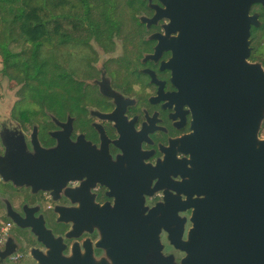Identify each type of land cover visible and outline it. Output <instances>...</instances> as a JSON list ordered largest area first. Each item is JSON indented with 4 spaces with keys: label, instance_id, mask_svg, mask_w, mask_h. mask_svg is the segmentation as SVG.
<instances>
[{
    "label": "flooded vegetation",
    "instance_id": "obj_1",
    "mask_svg": "<svg viewBox=\"0 0 264 264\" xmlns=\"http://www.w3.org/2000/svg\"><path fill=\"white\" fill-rule=\"evenodd\" d=\"M124 5L100 38L65 53L54 103L20 92L0 104V264H114L139 222L183 223L188 235L177 189L199 95L217 82L218 0ZM250 13L261 24L248 60L264 66V5ZM169 235L162 226L164 254L181 260Z\"/></svg>",
    "mask_w": 264,
    "mask_h": 264
},
{
    "label": "water",
    "instance_id": "obj_2",
    "mask_svg": "<svg viewBox=\"0 0 264 264\" xmlns=\"http://www.w3.org/2000/svg\"><path fill=\"white\" fill-rule=\"evenodd\" d=\"M255 3L264 0H218L217 82L199 95L190 174L177 189L192 210L187 237L183 223L132 224L114 264H264V67L248 60L251 28L261 24L250 13ZM162 226L185 253L181 260L164 254ZM42 233L53 236L45 227Z\"/></svg>",
    "mask_w": 264,
    "mask_h": 264
},
{
    "label": "trees",
    "instance_id": "obj_3",
    "mask_svg": "<svg viewBox=\"0 0 264 264\" xmlns=\"http://www.w3.org/2000/svg\"><path fill=\"white\" fill-rule=\"evenodd\" d=\"M124 8L121 0H0L3 76H20L31 96L54 103L65 53L100 38Z\"/></svg>",
    "mask_w": 264,
    "mask_h": 264
},
{
    "label": "rangeland",
    "instance_id": "obj_4",
    "mask_svg": "<svg viewBox=\"0 0 264 264\" xmlns=\"http://www.w3.org/2000/svg\"><path fill=\"white\" fill-rule=\"evenodd\" d=\"M121 1L124 2V0H121ZM258 33H260V31H258ZM19 49L20 47L13 48L14 51H18ZM72 59H73L72 65L73 66L77 65L78 61L76 60V58H72ZM257 63H260V62H257ZM260 64L263 66L262 63ZM2 68H3V57H2V54L0 53V104H8L11 102L12 103L15 102V99L21 98L23 96L21 93H23L26 96L28 93L29 95H31L30 94L31 92L24 88L25 82L21 79L20 76L16 75L14 78H11V79L7 78L3 76ZM25 101L31 102V100L29 99H26Z\"/></svg>",
    "mask_w": 264,
    "mask_h": 264
}]
</instances>
